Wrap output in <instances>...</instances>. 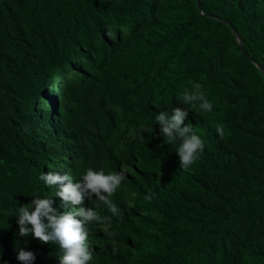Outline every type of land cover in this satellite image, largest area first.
<instances>
[{
    "label": "trees",
    "instance_id": "16d2710c",
    "mask_svg": "<svg viewBox=\"0 0 264 264\" xmlns=\"http://www.w3.org/2000/svg\"><path fill=\"white\" fill-rule=\"evenodd\" d=\"M194 83L211 112L181 101ZM171 107L204 142L188 171L156 124ZM122 167L90 264H264V0H0V264H60L18 235L35 197L65 210L41 173Z\"/></svg>",
    "mask_w": 264,
    "mask_h": 264
},
{
    "label": "clouds",
    "instance_id": "9594fccd",
    "mask_svg": "<svg viewBox=\"0 0 264 264\" xmlns=\"http://www.w3.org/2000/svg\"><path fill=\"white\" fill-rule=\"evenodd\" d=\"M193 88V91L186 89L182 93L181 101L191 107H195L198 103L202 111L211 112L213 105L202 90L203 86L194 83ZM187 116L188 111L185 108L171 107L170 114L160 111L155 117L156 124L160 126L159 135L163 140L169 144L179 141L175 153L179 157V168L184 171L190 169L204 150V142L196 134L193 126L184 125ZM215 131L223 139L225 125L217 123ZM126 171L127 169L122 167L119 172L105 174L103 169L96 171L87 168L78 181H74L70 174L62 176L56 172L41 173L40 180L49 187H56L54 197L61 199L65 210L61 212L53 208V200L50 198L35 197L30 204L18 208V235L21 237L31 235L42 244L58 245L63 253L60 264H90L93 259V249L88 241L87 225L94 222L106 234L115 235L109 232L112 218L100 215L96 209L104 205L113 216L119 214L112 197L121 186ZM154 195L155 193H150L145 199L150 201ZM85 198L91 201L94 207L79 206L83 204ZM17 259L22 264H32L35 257L31 251L20 249Z\"/></svg>",
    "mask_w": 264,
    "mask_h": 264
},
{
    "label": "water",
    "instance_id": "95a60500",
    "mask_svg": "<svg viewBox=\"0 0 264 264\" xmlns=\"http://www.w3.org/2000/svg\"><path fill=\"white\" fill-rule=\"evenodd\" d=\"M212 17H213V16H212ZM222 21H223L224 23L228 24V25L231 27V29H232L233 33L235 34V36L237 37L239 43L242 45V44H243V40H242L240 34L238 33V31H237V30H236V29H235V28H234V27H233L228 21L223 20V19H222ZM251 59H252V58H251ZM253 62H254L257 66H259L258 63H257L256 61L253 60Z\"/></svg>",
    "mask_w": 264,
    "mask_h": 264
}]
</instances>
